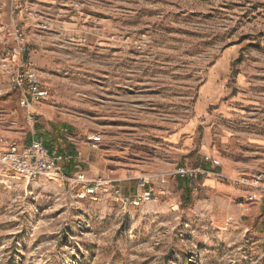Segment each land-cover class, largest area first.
I'll return each mask as SVG.
<instances>
[{
  "label": "rangeland",
  "instance_id": "rangeland-1",
  "mask_svg": "<svg viewBox=\"0 0 264 264\" xmlns=\"http://www.w3.org/2000/svg\"><path fill=\"white\" fill-rule=\"evenodd\" d=\"M0 7V58L17 50L50 90L22 107L0 61V139L68 158L64 180L0 164V264H264V0ZM61 124L73 166L44 130ZM80 175L112 183L82 198Z\"/></svg>",
  "mask_w": 264,
  "mask_h": 264
},
{
  "label": "built area",
  "instance_id": "built-area-1",
  "mask_svg": "<svg viewBox=\"0 0 264 264\" xmlns=\"http://www.w3.org/2000/svg\"><path fill=\"white\" fill-rule=\"evenodd\" d=\"M79 4H77V7ZM47 27V25L45 26ZM20 39V44L22 39ZM24 45H21L20 52L23 51ZM17 50L12 55L0 58L1 69L3 75L10 87L20 91L21 106L30 110L32 105L40 101L47 100L50 95L49 88L42 82L37 71L34 68H25L18 65L16 62ZM31 115L33 113L30 112ZM102 142L100 134H93L89 136V143L93 148H97ZM66 157L51 153L46 147L43 140H34L29 144H21L15 140L8 138L0 139V164L3 165L7 171L14 175H19L28 179H37L40 177H48L56 180H64L66 177L62 162ZM219 165L220 162L216 161ZM181 174H187L186 171H180ZM262 176L253 179L252 185L261 187L264 190V173ZM80 181L84 183V191L82 198L94 195L98 190L106 185L112 183L110 179L100 178L97 182L87 183L85 175H80ZM165 182V180H163ZM144 187L145 184H142ZM257 198V194L253 191L248 193V201L253 202ZM156 195L152 189L146 190L133 201L139 204L141 201L156 200Z\"/></svg>",
  "mask_w": 264,
  "mask_h": 264
},
{
  "label": "crops",
  "instance_id": "crops-1",
  "mask_svg": "<svg viewBox=\"0 0 264 264\" xmlns=\"http://www.w3.org/2000/svg\"><path fill=\"white\" fill-rule=\"evenodd\" d=\"M1 8V7H0ZM1 10H3V9H1ZM39 128V127H38ZM42 129H43V127H41V128H39V130L37 131V133L40 135V133H42L43 131H42ZM44 130H46V131H49V132H53L52 134V136L54 137V138H58V140H63L64 139V141H68V142H70V141H72V137H70V132H71V129H70V126L69 125H55L54 126V128H52V131H51V129H50V127H46ZM40 138H44V136H40ZM9 139V138H8ZM73 142V141H72ZM31 143V142H30ZM21 144H26V143H21ZM29 144V143H28ZM70 144H74L73 145V147L75 148V151H76V146H75V143H71L70 142ZM77 152V151H76ZM53 153H56V152H53ZM71 157V156H70ZM76 157H77V153H76ZM67 158V157H66ZM72 158V157H71ZM68 159V158H67ZM66 159V160H67ZM210 182H211V179L209 180Z\"/></svg>",
  "mask_w": 264,
  "mask_h": 264
},
{
  "label": "trees",
  "instance_id": "trees-1",
  "mask_svg": "<svg viewBox=\"0 0 264 264\" xmlns=\"http://www.w3.org/2000/svg\"><path fill=\"white\" fill-rule=\"evenodd\" d=\"M54 140H58V138H55ZM49 141L50 140H49V137H48L47 138V141L45 142V145L49 149V151L51 153H53L54 152V148L51 145H49V143H48ZM60 152L63 155H66V156L70 155L72 157V160H71V164L70 165L73 166L74 165L73 162L76 161V151H75V148L72 145H68V147L66 148V150H61Z\"/></svg>",
  "mask_w": 264,
  "mask_h": 264
}]
</instances>
